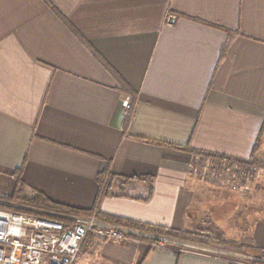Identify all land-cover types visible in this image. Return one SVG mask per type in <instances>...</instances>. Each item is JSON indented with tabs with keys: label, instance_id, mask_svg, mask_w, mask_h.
Wrapping results in <instances>:
<instances>
[{
	"label": "crops",
	"instance_id": "1",
	"mask_svg": "<svg viewBox=\"0 0 264 264\" xmlns=\"http://www.w3.org/2000/svg\"><path fill=\"white\" fill-rule=\"evenodd\" d=\"M259 138L264 162V0H0V194L22 168L53 202L213 240L96 238L77 264H264V204L171 147L248 159Z\"/></svg>",
	"mask_w": 264,
	"mask_h": 264
},
{
	"label": "built area",
	"instance_id": "2",
	"mask_svg": "<svg viewBox=\"0 0 264 264\" xmlns=\"http://www.w3.org/2000/svg\"><path fill=\"white\" fill-rule=\"evenodd\" d=\"M123 106L127 113L132 109L131 97L127 96L123 100ZM195 162L191 166L195 178L206 182L210 181V177L216 178L229 184L233 190L241 189L256 170L252 165H238L221 158L211 161V166L208 165L210 161H199L201 168ZM25 208L35 211V214L0 208V264H77L89 233H94L97 239L121 241L136 232L104 222L95 215L65 216ZM54 216L66 220L61 221ZM232 255L236 257L232 260L235 264H259L256 259L237 253Z\"/></svg>",
	"mask_w": 264,
	"mask_h": 264
},
{
	"label": "trees",
	"instance_id": "3",
	"mask_svg": "<svg viewBox=\"0 0 264 264\" xmlns=\"http://www.w3.org/2000/svg\"><path fill=\"white\" fill-rule=\"evenodd\" d=\"M102 62L104 63V65L107 67V69L109 71H111L112 73H116L108 65L107 62H105L104 60H102ZM116 77L119 80L120 89L124 93L131 95V102H132V107H133L134 98L136 96L134 90L132 88H130L129 85L123 79H121L119 76H116ZM130 114L131 113H129V115H127V117H126L127 123L131 119ZM260 135H262V133ZM260 141H261V139L259 138V141L255 146L253 155L248 159H239V158H234V157H230V156H226V155L213 154L210 152L197 150L195 148H192L190 145H171V147L178 149V150H181V151H186V152L192 153L194 155H203L206 158H211V157L221 158V159H225V160H231V161L239 163V164H250V165H255L257 167L259 166V167L264 168V162L257 159L256 154H255V152L257 151V149L260 145ZM21 172H22V168L17 169L14 173L17 176L16 177L17 178V185H16V188H15V191L13 192V194H11L9 196L0 195V200H3L6 203H8V204H4V203L0 204V208L7 209L10 211H15V212H24V213L35 214V211L24 209V207H22V208L16 207L15 205L18 204V205L29 207L32 209H40V210H44L47 212H53V213H57V214L65 215V216L66 215H75V216H93V215H95L100 220L107 222L109 224L115 225V226L125 227L127 229H131V230H135V231H141V232H145V233H149V234H153V235H158V236H162V237L177 239V240H181V241H189V242L192 241L195 243H205V244H207V243L209 244V241H213L211 238H210V240H208V239L205 240L204 239L205 237L202 236V234L174 231V230H170V229H167L164 227H158V226L143 224V223H140V222H137L134 220H129L126 218L106 216L104 214L97 212L96 208L79 209V208L71 207L68 205L60 204L57 202H53L52 200H50L48 197H46L41 192L33 191V192H31V194H28L27 189H26V185L21 180V175H22ZM105 179L107 180V188L105 189L104 192H101L99 194V198L104 196V195L107 196V195L112 194V188L115 184L114 182H115L116 176L112 175L108 171H105V172H103V174L100 177L101 183L105 182ZM120 179L123 180V184H125V186H126L133 179L148 181V180H151V177H149V176L121 177ZM9 203H11V204H9ZM44 216L52 217V216H49L46 214H44ZM54 218L59 219L61 221L66 220L64 217L54 216ZM95 239H96V236L94 235V233H92V232L89 233L87 235L84 243H83L82 249L84 247H89L90 245H92L93 242L95 241ZM262 258L264 259V251L262 254Z\"/></svg>",
	"mask_w": 264,
	"mask_h": 264
},
{
	"label": "rangeland",
	"instance_id": "4",
	"mask_svg": "<svg viewBox=\"0 0 264 264\" xmlns=\"http://www.w3.org/2000/svg\"><path fill=\"white\" fill-rule=\"evenodd\" d=\"M195 156H197V158L198 159H196V162L195 161H193V162H195V164H198V166H199V168H201L200 167V163H199V161H214L216 158H214V157H211V158H206L205 156H203V155H195ZM233 162V161H232ZM234 164H238V165H243V164H239V163H236V162H233ZM194 164V165H195ZM213 164V162H211V163H209L208 165L209 166H211ZM207 165V166H208ZM250 165V164H249ZM208 166V167H209ZM254 168H256V170H255V172H254V174L252 175V177H251V179L249 180V181H247L244 185H242L243 187L241 188V189H238V190H233L231 187H230V185L229 184H226L225 182H223V181H220V180H218V179H216V178H212V177H210L209 178V183L210 184H214V185H218V186H223V187H225V188H227V189H229V190H231V191H233V192H235L236 194H238L239 196H241L242 198H245V199H249L250 201L253 199V200H256L257 202H258V204L259 205H261V204H264V168H262V167H257V166H255V165H252ZM261 169H262V171H261ZM203 181V180H202ZM203 182H206V181H203ZM208 182V181H207ZM256 189H259V190H256ZM1 191L2 190H0V193H1ZM15 191V190H14ZM253 191H254V193H253ZM35 192H37V191H35ZM27 193L28 194H31L30 193V191H28L27 190ZM253 193V194H252ZM0 195H5V196H9L10 194H0ZM2 203H4V204H8V203H6L5 201H3V200H0V204H2ZM9 204H11V203H9ZM16 207H19V208H22V207H24V209H26L25 208V206H21V205H18V204H16L15 205ZM258 209L260 210V209H262L261 208V206L260 207H258ZM263 214H264V212H263ZM260 216H262L261 214H260ZM247 221H245L244 220V218H243V221H242V223H246ZM196 234H201V233H196ZM198 237V236H197ZM189 242V241H188ZM190 242H192V241H190ZM244 244H241L240 246H241V248L242 249H244V250H247V249H249V248H244L245 246H243ZM96 243H93V250H96V248H98L99 246H96ZM98 250V249H97ZM254 250H258V249H256V248H254ZM94 252V251H93ZM246 252H250V253H252V250H247ZM255 253H258V252H255ZM253 254V253H252ZM261 254H263V252H261L260 253V255ZM92 257H94V256H92ZM262 257V256H261ZM256 259V258H255ZM256 260H258L259 261V263L260 262H262L263 260L262 259H256Z\"/></svg>",
	"mask_w": 264,
	"mask_h": 264
}]
</instances>
